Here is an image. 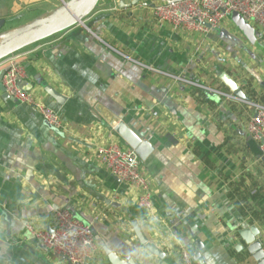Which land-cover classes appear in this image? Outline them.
<instances>
[{"label":"crops","instance_id":"obj_1","mask_svg":"<svg viewBox=\"0 0 264 264\" xmlns=\"http://www.w3.org/2000/svg\"><path fill=\"white\" fill-rule=\"evenodd\" d=\"M134 1L101 0L88 29L76 26L0 62V73L21 66V89L71 131L61 137L37 109L0 87V264H70L26 227L52 229L59 210L93 226L99 250L90 264H111L105 249L138 264H183L181 247L193 259L201 253L196 264H258L239 235L256 227L264 249V162L247 130L252 111L173 76L232 93L220 79L227 73L264 104V31L254 24L251 43L230 19L208 35L160 27L154 6L168 0ZM48 2L0 0V33L43 17L20 19ZM102 112L154 147L141 162L153 184L155 216L96 160L98 145L129 148ZM140 232L165 259L148 252Z\"/></svg>","mask_w":264,"mask_h":264},{"label":"built area","instance_id":"obj_2","mask_svg":"<svg viewBox=\"0 0 264 264\" xmlns=\"http://www.w3.org/2000/svg\"><path fill=\"white\" fill-rule=\"evenodd\" d=\"M234 12L240 13L254 28L255 24L264 31V0H183L171 3L167 1L154 6L158 26L171 25L175 29L205 35L218 29ZM13 65H10L3 79L7 94L18 102L37 109L49 127L59 130L63 135H71L70 128L63 123L55 110L36 101L32 95L21 89L19 79L24 76V70L19 65ZM161 74L167 75L165 72ZM173 77L193 88L212 92L226 102L248 107L252 115L247 130L258 144L261 158L264 157V104L250 99L241 100L233 93L213 89L178 76ZM95 156L112 176L138 192V207L155 216L153 184L143 172L141 159L136 152L130 148L123 149L117 142L110 141L107 145H98ZM26 227L41 242L44 249L72 264H90L98 253L99 247L93 226L78 221L68 210L56 212L54 226L48 231L35 230L31 225ZM181 259L183 264H196L192 254L184 247H181Z\"/></svg>","mask_w":264,"mask_h":264},{"label":"water","instance_id":"obj_3","mask_svg":"<svg viewBox=\"0 0 264 264\" xmlns=\"http://www.w3.org/2000/svg\"><path fill=\"white\" fill-rule=\"evenodd\" d=\"M101 0H70L62 1L61 7L54 11L48 18L39 19L31 24L20 27L16 30L6 33H0V62L4 59L24 50L42 41L55 37L76 26H86V19L90 17L97 9ZM145 0H135L134 5ZM183 0H168V2H177ZM231 24L251 43L256 42L255 28L248 23L240 13L234 12L230 17ZM6 20L0 19V30L5 26ZM88 29V28H87ZM10 68L4 69L0 73V87L2 92L7 94L4 88L3 79ZM223 84L239 99L249 100V97L241 90L235 81L227 73H222L220 77ZM46 93L60 104H64L65 97L48 87ZM8 96V94L6 95ZM103 116L111 129L123 140L125 145L134 150L142 161L148 159L153 153L154 147L150 142L144 139L142 135L136 133L125 122L109 113L102 112ZM55 133L64 137L59 130L50 127ZM76 140V139H74ZM79 142V141H77ZM264 162V157H262ZM141 242L145 245L148 252L163 260L166 253L156 244L148 242L139 233ZM239 235L247 245L248 252L255 258L258 264H264V249L262 243L257 239L259 230L256 227H250L239 231ZM200 252L204 249L199 247ZM106 255L111 264H138L134 259L125 261L109 249H105ZM67 260V259H66ZM194 260L202 263L201 253H198ZM68 261V260H67ZM72 264V263H70Z\"/></svg>","mask_w":264,"mask_h":264},{"label":"rangeland","instance_id":"obj_4","mask_svg":"<svg viewBox=\"0 0 264 264\" xmlns=\"http://www.w3.org/2000/svg\"><path fill=\"white\" fill-rule=\"evenodd\" d=\"M62 1H66L67 2V1H70V0H50V2H48L49 5H47V6H41V8L39 7L38 10L33 11V12H30L28 14L27 13H23V15L20 17V19L22 20V22H29V21L30 22H33L34 20H36V18H38V16H40L42 14H43V17L39 18L40 20L41 19L48 18L54 11H56L58 9L56 7L57 5L61 7ZM9 18L12 19L11 17H9ZM13 26H19V23L18 22H14V23L13 22H10L9 27L12 28ZM81 28H82V26H81ZM85 31H86V29H85ZM8 32L9 31L4 32V33L7 34Z\"/></svg>","mask_w":264,"mask_h":264},{"label":"bare ground","instance_id":"obj_5","mask_svg":"<svg viewBox=\"0 0 264 264\" xmlns=\"http://www.w3.org/2000/svg\"><path fill=\"white\" fill-rule=\"evenodd\" d=\"M3 39L2 37L0 38V40Z\"/></svg>","mask_w":264,"mask_h":264},{"label":"trees","instance_id":"obj_6","mask_svg":"<svg viewBox=\"0 0 264 264\" xmlns=\"http://www.w3.org/2000/svg\"><path fill=\"white\" fill-rule=\"evenodd\" d=\"M1 32V31H0Z\"/></svg>","mask_w":264,"mask_h":264}]
</instances>
